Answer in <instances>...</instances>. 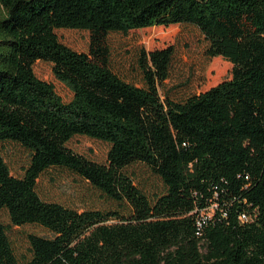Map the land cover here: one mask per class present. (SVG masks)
Listing matches in <instances>:
<instances>
[{
	"label": "trees",
	"instance_id": "16d2710c",
	"mask_svg": "<svg viewBox=\"0 0 264 264\" xmlns=\"http://www.w3.org/2000/svg\"><path fill=\"white\" fill-rule=\"evenodd\" d=\"M0 141L30 152L16 176L0 152V264H22L1 218L38 224L24 264H264V0H0ZM192 25L206 53L232 75L178 100L169 78L173 44L142 49L143 84L111 67L112 32ZM60 28L90 32L88 51ZM49 61L73 93L64 100L34 64ZM86 135L110 144L105 162L67 143ZM143 163L162 180L154 199L127 167ZM51 167L85 179L125 210L43 199ZM211 211V213H210ZM204 213V214H202Z\"/></svg>",
	"mask_w": 264,
	"mask_h": 264
},
{
	"label": "rangeland",
	"instance_id": "374dc122",
	"mask_svg": "<svg viewBox=\"0 0 264 264\" xmlns=\"http://www.w3.org/2000/svg\"><path fill=\"white\" fill-rule=\"evenodd\" d=\"M56 32L61 41L73 49L89 50L90 32L88 30L60 28ZM107 43L111 51L112 69L126 80L138 85L143 84V75L138 63L140 51L173 44L175 53L170 76L160 85L163 98L167 94L172 98L183 100L232 75L233 64L221 56H208L205 38L198 28L192 25L172 24L136 29L128 33L112 32L107 37ZM34 70L40 78L52 82L57 93L64 100L72 98L71 90L54 74L51 62L38 60L34 64ZM67 145L74 151L98 162L107 160L110 148L108 142L86 135L74 136ZM0 152L11 173L22 176L30 161L29 150L13 141H0ZM127 171L133 177L134 183L149 198L154 199L165 190L161 178L148 165L135 163L127 167ZM37 190L45 200L61 202L78 209L127 210L123 204L114 202L81 176L63 167H51L44 171L38 179ZM1 218L8 226V234L15 255L22 264L32 257L29 234L51 235L48 229L38 224L14 225L7 210L1 212Z\"/></svg>",
	"mask_w": 264,
	"mask_h": 264
},
{
	"label": "built area",
	"instance_id": "2783aa9c",
	"mask_svg": "<svg viewBox=\"0 0 264 264\" xmlns=\"http://www.w3.org/2000/svg\"><path fill=\"white\" fill-rule=\"evenodd\" d=\"M202 214H204V213H202Z\"/></svg>",
	"mask_w": 264,
	"mask_h": 264
}]
</instances>
